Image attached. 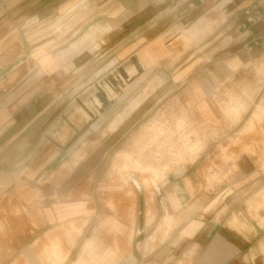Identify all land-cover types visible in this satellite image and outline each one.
Returning <instances> with one entry per match:
<instances>
[{"label": "crops", "instance_id": "crops-1", "mask_svg": "<svg viewBox=\"0 0 264 264\" xmlns=\"http://www.w3.org/2000/svg\"><path fill=\"white\" fill-rule=\"evenodd\" d=\"M9 28L25 50L14 66L0 63V93L14 87L10 76H20L35 81L26 91L35 86L33 93L42 94L24 120L0 111V264H264V181L248 170L213 196L194 192L182 170L196 160L172 164L167 122L144 125L131 143L146 138L147 145L134 156L121 150L123 162L111 168L126 185L152 187L154 197L110 195L103 176L112 145L158 86L188 92L187 111L177 121L184 133L191 125L208 139L213 132H204L215 117L207 98L255 65L258 83L244 92L246 101L231 94L221 106L239 116L246 111L264 85V0H0V33ZM174 41L180 54L173 53ZM129 62L141 74L126 69L134 81L122 80L115 91L106 86L108 106L80 116L77 100L109 69ZM66 100L74 113L62 117L57 110ZM254 116L246 126L262 123L264 116ZM263 144L242 154L258 153L264 172ZM129 169L150 173L149 180L125 176Z\"/></svg>", "mask_w": 264, "mask_h": 264}, {"label": "rangeland", "instance_id": "rangeland-1", "mask_svg": "<svg viewBox=\"0 0 264 264\" xmlns=\"http://www.w3.org/2000/svg\"><path fill=\"white\" fill-rule=\"evenodd\" d=\"M1 35L2 40H6V37H8L10 41L9 43H0V56L3 53L8 54V56L5 58H0V63L9 64V67L10 65L12 67L14 65L11 63H13L17 58L15 56L17 54L18 56L22 55V51L25 49H23L21 44L18 43L19 34H17L15 28H9L5 30L3 29V31L0 33V36ZM15 39L17 42L10 43L11 40L15 41ZM173 45V53L180 54L179 51H181V48H183L180 45V42L174 41ZM27 47L28 49L30 48L29 46ZM196 47L197 46L190 47V53L192 51H196ZM206 63V68L213 67V63ZM132 66L136 69L137 73L135 75L138 77L142 71L136 62H129L128 65L126 64L124 66H117L109 69L104 77L99 79L100 81H96L94 88H92L90 93L87 92V94L81 96L80 100H77L76 107L78 114L84 117V119H87L86 113L90 115L89 112H91L92 114L90 116L93 117L94 114L97 115L98 113L102 112L104 109H102V106L96 98L97 95L100 94L105 98L106 86H116L118 83H121L123 79L121 72H124L126 69ZM2 77H4V75L0 76V79ZM258 78L259 75L256 72L255 65L254 67L248 66L246 68H242L239 74L232 76L228 81H223L222 85L215 92L214 96L207 98L210 111L214 115L215 121L214 123H210L206 130L204 129L203 125L199 126L201 132H203V130L206 131L204 132V135L208 134L209 132H213V135H211L208 139H201V133L196 131L195 127L192 128L191 125L188 129H186L189 131L184 133L183 129L186 127V125L180 120L177 121V119L187 111L185 96L188 92L174 90L175 87L169 89L164 87L161 88L160 86L156 87L155 92H149L148 94H150V96L144 99V102L139 107V111L133 115L135 119L134 123H131L130 127L126 130L122 137L118 139L116 144L112 145L105 162H103V168L104 164L105 168H108V172L105 175L103 173L104 179L106 181L104 191H108V194L110 195H124L126 197L129 196L130 198H134L136 195H142L148 198L155 196L153 195L152 187L145 188L139 185V188L136 189V187L130 183L126 185L117 175V171L111 170L113 162H115L117 165H120L121 162H123V160H118V152L125 150L129 153H133L132 156H134L137 155L136 153H138L140 145H147L146 138H142L141 141L143 144L139 143V145L133 144L131 141L135 136L141 133L142 127L148 124L149 121L154 118H158V121L162 123L167 122V124H170V127L173 129V138L171 141L173 153L172 157H170L172 164L183 163L187 161L192 162L196 160L193 164L189 162L185 163V167L182 170V172H184L182 174L193 181L192 190L194 192L197 191L199 194H203L206 198L213 196L226 185H231L235 181L240 180L242 178L241 176L245 175L244 172H248V170L256 171L257 174L255 175L258 180L264 181V172L259 167L260 158L258 153L248 156L242 154L246 151V149H252L258 152L264 139V119L260 125L250 122L247 126L245 125L251 114H253V116L256 114L258 117L254 116V119H258L259 121L261 116H264V107H257L255 109V105L258 104L262 99L264 100V85H262L263 89L258 93L253 92L254 98L252 102L249 104L246 111L240 116L233 107L221 108L222 104L228 101L229 95L231 97V94H234L236 99L246 101L245 97L243 96L244 92L247 90V88L249 89L255 87L258 83ZM126 81L128 85L132 83L134 79L131 78V80H129L128 77H126ZM2 82L3 81H0V84ZM33 82L30 81V83H28L27 79L24 77L21 78L20 76H10L8 84H14V87H12L8 93H0L4 94L3 98L0 97V111L5 110L8 115H13V119L21 117V120L23 117L25 119V117H27V115H29L31 112V114H34L33 112L37 111V108L39 107V96L42 94V92L33 93L35 86L32 90L30 89L29 91H26L27 88L31 87ZM21 84L23 87H21ZM26 84H28V86H26ZM227 91L231 92H229L228 97L226 96ZM51 94L58 95L60 98L59 101L64 99L63 97L61 98V92L51 91ZM121 94L122 92L118 91V97ZM132 96L133 95H131V97ZM233 100L234 98H230L229 104H232ZM66 104L67 100L57 110V114H62V117L65 115L70 116L74 113L70 108H66ZM28 108L29 111L27 112ZM82 124L83 122H80L77 125L81 126ZM245 126L249 129L248 133H245ZM251 129H253V131ZM202 148L204 149L202 152H200V155L197 158V153ZM164 158V156H157V163L163 162ZM144 161L145 160L142 159L141 162ZM126 162H128V160H126ZM248 165L249 168H247ZM172 169L176 170V168ZM172 173L176 174L175 171H172L166 175V178L172 176ZM130 174L138 183H140L141 179H147L151 175L150 173H139L130 169L124 173L125 176ZM152 175H154V173ZM109 206L111 211L115 213L116 209L114 206ZM13 210L17 211L19 209L13 207L12 211ZM147 212L150 213V210L148 209ZM132 216L134 215L131 213V217ZM149 216L150 215L148 214V217Z\"/></svg>", "mask_w": 264, "mask_h": 264}, {"label": "water", "instance_id": "water-1", "mask_svg": "<svg viewBox=\"0 0 264 264\" xmlns=\"http://www.w3.org/2000/svg\"><path fill=\"white\" fill-rule=\"evenodd\" d=\"M121 75L123 76V79L126 80V77H127V76L124 74V72H121ZM97 98H98V100H99V101L101 102V104H102V109H105V108L108 106V103H107L106 99L104 98V96L98 94V95H97Z\"/></svg>", "mask_w": 264, "mask_h": 264}, {"label": "bare ground", "instance_id": "bare-ground-1", "mask_svg": "<svg viewBox=\"0 0 264 264\" xmlns=\"http://www.w3.org/2000/svg\"><path fill=\"white\" fill-rule=\"evenodd\" d=\"M126 75V74H125ZM127 76V75H126ZM121 78V77H120ZM122 79V78H121ZM120 80V79H119ZM123 81H125V79H122ZM121 81V80H120ZM116 86H110V88L113 90V91H115L116 89H114ZM97 98V97H96ZM105 98H106V96H105ZM98 99V98H97ZM106 100H107V98H106ZM99 101V100H98ZM99 103H100V105L102 106V104H101V102L99 101ZM101 109V108H100ZM256 120V119H255ZM147 179H149V178H147ZM142 183V182H141Z\"/></svg>", "mask_w": 264, "mask_h": 264}]
</instances>
